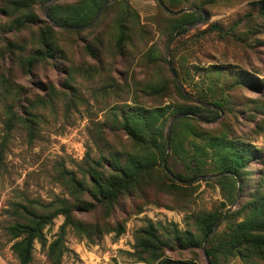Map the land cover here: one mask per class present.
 <instances>
[{"label": "rangeland", "instance_id": "374dc122", "mask_svg": "<svg viewBox=\"0 0 264 264\" xmlns=\"http://www.w3.org/2000/svg\"><path fill=\"white\" fill-rule=\"evenodd\" d=\"M13 1L28 4L16 8ZM76 1L61 0L59 5ZM161 1L168 10L158 0H114L94 24L71 30L51 25L45 17L47 0H0V150L4 149L0 264H20L11 248L16 239L7 227L23 221L25 207L42 212L41 205L57 207L63 200L85 222L87 232L65 226L60 264H166L168 260L207 264L199 218L207 212L224 215L232 206L208 239L209 248L214 235L225 239L230 225L244 220L261 202L264 0ZM188 8L196 12L190 23L204 20L181 30L177 28L180 15L191 11L174 14L169 10ZM44 32L55 42L53 57L32 68L24 66L19 57L38 47ZM121 32L125 40L119 44ZM168 60L187 91L196 96L203 90L208 100L223 103L217 113L203 112L214 122L195 123L201 133L197 141L204 145L205 137L232 139L248 149L245 167L235 179L222 175L183 184L157 164L111 204L95 200L90 193H75L87 203L78 209L74 192L59 178L60 171L83 179L88 152L92 159L108 161V172L112 171L109 163L125 165L130 154L140 152L115 119L121 108L187 103L175 89ZM9 112L29 121L8 129ZM28 123L36 128L31 137ZM189 138L185 146L191 150ZM214 163L209 152L204 166L209 169ZM170 164L175 172L190 174L192 169L173 158ZM238 180L241 188L236 201ZM64 222L65 216L59 214L44 228L47 243H34L30 264H52L48 246ZM144 238L154 243L149 249L141 245ZM222 249L209 260L264 264V254L251 249L229 253Z\"/></svg>", "mask_w": 264, "mask_h": 264}, {"label": "trees", "instance_id": "16d2710c", "mask_svg": "<svg viewBox=\"0 0 264 264\" xmlns=\"http://www.w3.org/2000/svg\"><path fill=\"white\" fill-rule=\"evenodd\" d=\"M60 1L51 5L48 15L56 24L61 25L58 28L75 30L79 28L68 27L88 24L108 0H78L66 5H59ZM12 3L16 8L28 4L26 1H13ZM195 13L192 10L180 15L181 21L177 24V28L185 30L186 26L188 27L190 22L195 20L193 16ZM51 25L55 26L52 23ZM124 40L125 35L121 32L118 39L119 44ZM39 43V46L32 52L19 57L20 62L24 66L32 68L40 61L53 57L55 42L51 40V35L48 32L42 34ZM10 44L14 48L17 46L13 42H10ZM183 82L182 80V84ZM152 88L156 91L161 89L159 87ZM175 89L186 99L187 103L175 106H136L129 109L123 107L115 114V119L120 129L140 147L139 153L128 156L125 165L109 163L112 171L108 172L105 164L108 161L103 157L97 160L92 159L88 152L86 155L87 163L83 169L85 178L79 179L72 172L60 171L59 178L70 192H74L75 197V193H90L95 200L103 204H111L117 200L121 193L128 192L130 186H137L140 183L138 176L141 173L151 171L157 164L164 167V161L166 166V169L165 167L164 169L169 171L168 173L173 178V181L183 184H190L186 181L199 175L213 174L211 173L213 171L216 173L226 172L224 177L232 179L239 176L248 159L249 152L247 148L224 136L205 137L206 143L204 145L197 141V139L201 138V133L196 129L195 123H201L202 120L194 115H200L207 119L208 117L203 112L217 113L216 108H222L223 103L218 99L214 101L208 100L207 93L203 90H198L196 92L198 98L216 106V108L204 107L187 98L177 82H175ZM182 112L191 113L193 116H184L175 122L171 131L168 149L166 141L167 127L170 121ZM170 114H172L171 119L168 118ZM27 121H29L27 118L18 117L15 113L9 112L6 125L8 129H12L16 122L25 123ZM28 127L31 137L36 128L30 123H28ZM98 135H102V129L98 130ZM189 135L191 150L185 146V140L188 139ZM209 152H212L215 157V163L214 167L208 169L204 166V158ZM3 153L4 149L2 148L0 150V168L2 166ZM170 158L175 159V161H183L188 166L190 165L192 168L190 174L175 172L171 167ZM174 185L179 186L178 183H174ZM76 198L78 203L74 206L82 210L81 206L87 203L78 196ZM58 204L57 207L41 205L44 208L42 212H38L34 208L25 207L23 221L16 220L7 227L11 238L16 239L11 248L20 264H30L36 241H40L44 245L47 243L44 228L59 214L65 216V222L61 226L58 236L48 246L47 255L52 264H60L66 225H71L78 231L87 232L85 222L73 215L72 206L63 200L58 201ZM223 217L225 218V214L216 216L213 212H207L199 218L204 238L210 233L215 224L224 219ZM149 234L152 238L155 237L154 233L149 232ZM224 236L225 239L219 235H214L210 240L212 244L209 248H206L209 257L215 258L218 253L223 252L222 248L224 247H226L227 253L251 249L253 252L264 254V196L259 204L250 209L248 216L244 220L230 225ZM140 242L143 249H149L154 244L152 240H146L145 238L140 239ZM165 263L197 264L186 260H168ZM211 264L216 263L213 261Z\"/></svg>", "mask_w": 264, "mask_h": 264}, {"label": "water", "instance_id": "95a60500", "mask_svg": "<svg viewBox=\"0 0 264 264\" xmlns=\"http://www.w3.org/2000/svg\"><path fill=\"white\" fill-rule=\"evenodd\" d=\"M60 0H48L47 3V8L45 9V17L53 24L55 25L56 27H61V25H58L56 24V22L48 15V9L49 7L54 4L55 2H58ZM114 0H109L107 1L99 10L98 12L95 14L94 18L88 23L86 24L85 26H69L68 28H84V27H89L91 26L92 24H94L96 22V20L99 18V16L102 14V12L104 11V9L110 4L112 3ZM158 2L160 3V5L162 7H164L165 9L168 10V8L166 7V5L161 1V0H158ZM192 10H195L194 8H188V9H182L180 11H172V10H169L171 11L172 13L174 14H180L184 11H192ZM201 13H203L202 11H200ZM204 20V17H202L201 20L199 21H196V22H193V23H190L188 25V28L192 27V26H195V25H198L200 24L202 21ZM169 48H170V43L168 44V54H169ZM168 67L173 75V77L175 78L176 82L178 83V85L180 86L182 92L184 93V95L189 98L190 100L204 106V107H208V108H216V106H214L212 103L208 102V101H204L200 98H198L197 96H195L194 94L190 93L189 91H187L181 80L179 79L177 73L175 72V70L173 69L172 67V64L171 62L168 60ZM183 116H193V114L191 113H183V114H178L177 116H175L169 123L168 127H167V131H166V141H167V148L169 149V146H170V137H171V131H172V128H173V125L174 123L180 119L181 117ZM195 117L201 119L202 121L204 122H214L216 119L214 120H207L203 117H201L200 115H194ZM164 164V167L166 169V166H165V161L163 162ZM167 172H169L168 170H166ZM226 174V172H220V173H213V174H204V175H199V176H196L188 181H186L187 183H192V182H196V181H199V180H205V179H209V178H215V177H219V176H222ZM240 188H241V182L240 180H238V195H237V198H236V201L238 199V196H239V193H240ZM235 201V202H236ZM232 206L229 207L227 210H226V213L229 212L231 210ZM225 213V215H226ZM224 218V217H223ZM223 220V219H222ZM221 220V221H222ZM221 221H219L217 224L214 225L213 229L210 231V233L206 236L205 238V241H204V244H203V253H204V256H205V259H206V262L207 264H211L210 260H209V257L207 255V252H206V243L208 241V239L210 238V236L212 235L213 231L220 225Z\"/></svg>", "mask_w": 264, "mask_h": 264}]
</instances>
